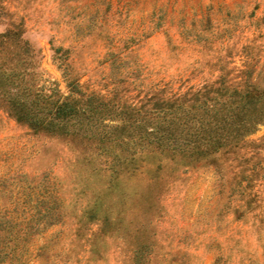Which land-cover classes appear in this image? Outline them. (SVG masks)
<instances>
[{
	"label": "rangeland",
	"instance_id": "obj_1",
	"mask_svg": "<svg viewBox=\"0 0 264 264\" xmlns=\"http://www.w3.org/2000/svg\"><path fill=\"white\" fill-rule=\"evenodd\" d=\"M16 23L34 86L111 103L113 135L137 131L122 108L187 91L264 99V0H0V32ZM96 142L0 106V264H264V121L199 160Z\"/></svg>",
	"mask_w": 264,
	"mask_h": 264
},
{
	"label": "trees",
	"instance_id": "obj_2",
	"mask_svg": "<svg viewBox=\"0 0 264 264\" xmlns=\"http://www.w3.org/2000/svg\"><path fill=\"white\" fill-rule=\"evenodd\" d=\"M22 29V23H16L0 32V106L35 131L72 140L93 137L98 147L111 141L121 146L130 162L143 150L189 161L238 143L264 121V99L259 89L246 84L226 94L223 88L204 87L154 101L144 114L139 113L141 109L122 108L130 115L116 127L129 125L137 131L113 135L106 129L111 126L103 111L111 103L86 94L73 81L68 82L70 93L66 97L34 86L35 74L30 70L34 54L22 37Z\"/></svg>",
	"mask_w": 264,
	"mask_h": 264
}]
</instances>
